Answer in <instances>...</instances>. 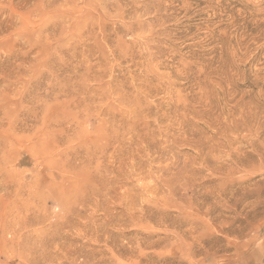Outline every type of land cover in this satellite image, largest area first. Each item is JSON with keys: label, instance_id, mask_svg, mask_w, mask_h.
<instances>
[{"label": "rangeland", "instance_id": "obj_1", "mask_svg": "<svg viewBox=\"0 0 264 264\" xmlns=\"http://www.w3.org/2000/svg\"><path fill=\"white\" fill-rule=\"evenodd\" d=\"M249 256L264 0H0V264Z\"/></svg>", "mask_w": 264, "mask_h": 264}, {"label": "bare ground", "instance_id": "obj_2", "mask_svg": "<svg viewBox=\"0 0 264 264\" xmlns=\"http://www.w3.org/2000/svg\"><path fill=\"white\" fill-rule=\"evenodd\" d=\"M199 240V239H198ZM195 253V252H194ZM193 255V254H192ZM196 259V258H195ZM240 259V258H239ZM258 259V261L256 260V257L255 256H249V257H246V259L245 260H248L247 261V263L245 262V260H243V259H240L241 260V262L242 263H240V264H264V258L261 256V258H257ZM239 260V261H240ZM245 262V263H244ZM183 263V262H182ZM181 263V264H182ZM189 263V262H188ZM191 263H192V261H191ZM190 263V264H191ZM183 264H185V263H183ZM239 264V263H238Z\"/></svg>", "mask_w": 264, "mask_h": 264}]
</instances>
